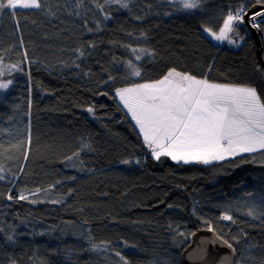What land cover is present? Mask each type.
<instances>
[{"label":"trees","instance_id":"obj_1","mask_svg":"<svg viewBox=\"0 0 264 264\" xmlns=\"http://www.w3.org/2000/svg\"><path fill=\"white\" fill-rule=\"evenodd\" d=\"M41 2L40 10H22L19 27L8 10L0 17L5 65L23 62L22 72L0 78L13 81L0 90V264H124L117 252L128 264H182L204 221L233 244L239 264H264L261 154L211 165L157 161L114 96L117 87L173 67L264 96L247 25H239L245 43L237 49L203 31L256 0H203L186 11L169 0H127L128 8L105 0ZM125 45L156 55L136 61ZM128 60L141 67V78L126 79ZM20 192L28 200L16 199ZM225 213L235 223L221 220Z\"/></svg>","mask_w":264,"mask_h":264},{"label":"snow or ice","instance_id":"obj_2","mask_svg":"<svg viewBox=\"0 0 264 264\" xmlns=\"http://www.w3.org/2000/svg\"><path fill=\"white\" fill-rule=\"evenodd\" d=\"M105 2L119 3L122 7L128 8L127 0H105ZM169 2L176 6L177 10L186 11L201 8L203 0H169ZM256 3L264 6V0H256ZM43 7L41 0H0V17L5 14V10H8V14L19 27L17 17L23 14L22 10H40ZM97 7L103 11V5L97 4ZM246 15L248 12L241 4L235 11L229 10L223 16L216 30L205 27L203 31L214 41L221 43L227 41L228 44L239 47L243 43L239 25L244 24ZM257 17H264V10L253 13L249 17V24L264 33V28L261 27L264 20H257ZM108 18L110 17L105 16V19ZM88 30L92 31V29ZM125 47L130 46L125 45ZM130 51L136 61L143 60L145 56L156 55L155 52L144 47H130ZM22 55L27 59V51ZM83 55L81 51L80 56ZM22 63L5 65L4 58L0 55V78L6 74L11 75L13 71L22 72ZM125 66L128 69L126 79L142 77L141 67L132 60L126 61ZM208 71H211V67ZM109 79L114 80L115 77L110 76ZM12 83L11 79L6 82L0 80V90H7ZM114 96L122 105V110H126L134 121L143 144L157 161L165 157L177 164L211 165L214 162L245 157V154L251 156L253 162L255 161L253 154L259 153L264 156V96L256 87L219 83L210 80L207 75L197 77L173 67L157 79L145 82L133 81L117 87ZM87 111L91 113L93 108L89 107ZM28 143L29 145L31 143L30 135ZM2 148L3 145H0V149ZM75 155L78 156L79 153ZM27 158L26 150L24 159ZM68 159L71 160L72 157ZM244 162L248 160L245 158ZM123 163L129 161L125 160ZM2 172L4 167L0 165V173ZM3 179L4 177L0 175V180ZM36 192H39V189ZM7 199L13 200L14 197L8 194ZM16 199L28 200V196L20 192ZM28 202L36 203L31 200ZM247 215L253 216V211L249 210ZM220 219L235 223L233 216L228 213L223 214ZM204 223L208 225L209 232H215L210 221ZM180 235L184 233L181 232ZM8 238L11 239V236ZM217 240L232 252V256H222L220 264H239L238 261L233 260L236 253L233 244L219 235ZM116 255L124 261V264H128L119 252Z\"/></svg>","mask_w":264,"mask_h":264},{"label":"water","instance_id":"obj_3","mask_svg":"<svg viewBox=\"0 0 264 264\" xmlns=\"http://www.w3.org/2000/svg\"><path fill=\"white\" fill-rule=\"evenodd\" d=\"M264 9V6L258 4L253 6L244 17V23L250 29L255 42L256 52L260 65L264 69L263 44L260 33L249 24V17L256 12ZM217 232H209L207 228L197 230L191 236L189 245L182 251L183 264H220L221 257L224 255L232 256L229 248L217 240ZM237 253L233 256L234 262L237 261Z\"/></svg>","mask_w":264,"mask_h":264},{"label":"rangeland","instance_id":"obj_4","mask_svg":"<svg viewBox=\"0 0 264 264\" xmlns=\"http://www.w3.org/2000/svg\"><path fill=\"white\" fill-rule=\"evenodd\" d=\"M261 27L262 28H264V24H262L261 25ZM262 33V32H261ZM206 34V33H205ZM208 36V35H207ZM209 37V36H208ZM209 38H211V37H209ZM262 41H263V44H264V33H262ZM217 42V41H216ZM225 42H227V41H225ZM225 42H223V43H225ZM221 42H217V44H220ZM223 43H221V44H223ZM238 43H239V40H238ZM245 43V37H243V43H241L240 44V46L239 47H241L243 44ZM231 45V44H230ZM235 49H237V48H239V47H237V46H235V45H232ZM246 155V154H245ZM78 157H76L75 159H74V162L77 164V165H79V162H78V159H77ZM260 162H262L263 160H264V156H262V155H260ZM52 199H54V197H52ZM55 200V199H54ZM51 201V200H50Z\"/></svg>","mask_w":264,"mask_h":264},{"label":"bare ground","instance_id":"obj_5","mask_svg":"<svg viewBox=\"0 0 264 264\" xmlns=\"http://www.w3.org/2000/svg\"><path fill=\"white\" fill-rule=\"evenodd\" d=\"M253 36V35H252ZM261 36V35H260ZM254 38V37H253ZM255 40V39H254ZM261 40H262V36H261ZM255 44H256V42H255ZM262 44H263V41H262ZM263 49H264V44H263ZM263 55H264V53H263ZM181 258H182V255H181ZM183 264V263H182Z\"/></svg>","mask_w":264,"mask_h":264},{"label":"crops","instance_id":"obj_6","mask_svg":"<svg viewBox=\"0 0 264 264\" xmlns=\"http://www.w3.org/2000/svg\"><path fill=\"white\" fill-rule=\"evenodd\" d=\"M130 116V115H129ZM131 118V117H130ZM132 121V120H131ZM132 123L134 124V126H135V123H134V121H132ZM136 127V126H135ZM136 129L138 130V128L136 127ZM138 132H139V130H138ZM215 163V162H214Z\"/></svg>","mask_w":264,"mask_h":264},{"label":"built area","instance_id":"obj_7","mask_svg":"<svg viewBox=\"0 0 264 264\" xmlns=\"http://www.w3.org/2000/svg\"><path fill=\"white\" fill-rule=\"evenodd\" d=\"M264 17H257V20H261V19H263Z\"/></svg>","mask_w":264,"mask_h":264}]
</instances>
